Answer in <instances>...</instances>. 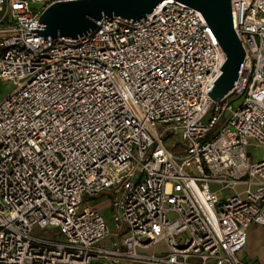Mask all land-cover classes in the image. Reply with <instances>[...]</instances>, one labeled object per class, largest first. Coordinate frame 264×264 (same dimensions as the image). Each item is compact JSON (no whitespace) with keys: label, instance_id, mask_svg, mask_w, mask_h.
<instances>
[{"label":"built area","instance_id":"2783aa9c","mask_svg":"<svg viewBox=\"0 0 264 264\" xmlns=\"http://www.w3.org/2000/svg\"><path fill=\"white\" fill-rule=\"evenodd\" d=\"M56 1L0 0V264H252L264 0H230L245 53L217 101L225 55L199 10L164 0L77 39L26 32ZM105 190L110 223L90 203Z\"/></svg>","mask_w":264,"mask_h":264},{"label":"water","instance_id":"95a60500","mask_svg":"<svg viewBox=\"0 0 264 264\" xmlns=\"http://www.w3.org/2000/svg\"><path fill=\"white\" fill-rule=\"evenodd\" d=\"M164 0H61L47 6L39 16L37 36L48 38H73L97 27L106 16L132 19L133 23L145 19ZM200 11L225 55L219 68L221 75L208 92L213 100H220L231 90L239 77L244 49L233 29L230 0H174Z\"/></svg>","mask_w":264,"mask_h":264},{"label":"rangeland","instance_id":"374dc122","mask_svg":"<svg viewBox=\"0 0 264 264\" xmlns=\"http://www.w3.org/2000/svg\"><path fill=\"white\" fill-rule=\"evenodd\" d=\"M8 87H9V84H5L3 82H0V91L5 90L4 94L9 89ZM262 155H263L262 149L257 150V155L255 156V159L256 160L259 159ZM112 196L113 195L111 192L105 190V191L97 194L96 197L90 198L91 206L97 208V210H100V212L105 216V218L107 219V221L109 223L111 222L110 221L111 210H109V208H108V201L111 200ZM171 216H172V214H171ZM257 234L258 235H256L254 238H251L249 236L248 243H250L249 246L251 249H254V250L256 249L255 255H257L260 260H264V247H262V246L256 247V243L264 242V231H260ZM163 248H164L163 244L160 243V244H158V246L150 247L149 250H158V249H163Z\"/></svg>","mask_w":264,"mask_h":264},{"label":"crops","instance_id":"0c3cea01","mask_svg":"<svg viewBox=\"0 0 264 264\" xmlns=\"http://www.w3.org/2000/svg\"><path fill=\"white\" fill-rule=\"evenodd\" d=\"M4 91L5 90L0 91V97L4 94ZM108 205H109V201H108ZM260 231H264V226H256V227L251 228L248 232V238L249 236L251 238H254L256 235H258L257 233H259ZM249 245L250 243H248V239H247V243H246V246L244 248V253H243L244 257L247 259H250L252 264H264V260H260L258 256L255 255L256 249L255 250L251 249ZM260 246L264 247V242L256 243V247H260ZM149 251H158V250H149Z\"/></svg>","mask_w":264,"mask_h":264},{"label":"bare ground","instance_id":"6f19581e","mask_svg":"<svg viewBox=\"0 0 264 264\" xmlns=\"http://www.w3.org/2000/svg\"><path fill=\"white\" fill-rule=\"evenodd\" d=\"M161 5H159L158 7H160Z\"/></svg>","mask_w":264,"mask_h":264}]
</instances>
